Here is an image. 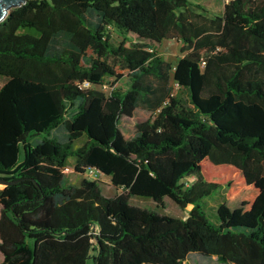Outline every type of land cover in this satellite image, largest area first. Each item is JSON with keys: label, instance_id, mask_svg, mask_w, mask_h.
<instances>
[{"label": "trees", "instance_id": "trees-1", "mask_svg": "<svg viewBox=\"0 0 264 264\" xmlns=\"http://www.w3.org/2000/svg\"><path fill=\"white\" fill-rule=\"evenodd\" d=\"M191 6L25 0L0 21L2 264H264V0L210 19ZM170 39L175 65L159 55ZM140 108L151 116L127 138L120 121ZM101 176L121 192L104 196ZM219 189L214 223L201 203ZM132 197L191 209L178 219Z\"/></svg>", "mask_w": 264, "mask_h": 264}, {"label": "rangeland", "instance_id": "rangeland-1", "mask_svg": "<svg viewBox=\"0 0 264 264\" xmlns=\"http://www.w3.org/2000/svg\"><path fill=\"white\" fill-rule=\"evenodd\" d=\"M192 6L191 11L194 13V15H201L204 17L203 19H210L214 17L215 15H219L221 11L223 10L224 5L226 4L227 0H190ZM199 8H198V7ZM91 21H94V17H90ZM194 18L196 21L197 18ZM115 41H119L120 38L117 37L116 34H114ZM181 49V43L178 40H165L164 45L162 46L161 50L159 51L160 57L165 60L168 63H171L172 65H175L177 59L179 57H182L183 54L180 53ZM123 78L120 79L117 86L119 88L127 89L129 85V77L128 72H122ZM153 79H151L152 81ZM156 83L154 80L152 81ZM3 84V80L0 78V87ZM177 86H173V93L177 92ZM151 116V113L140 108L135 111V114L133 118H122L120 121V129L125 137L132 138L135 134V125L138 122L145 121L149 119ZM54 137L60 140H64V132L63 130H58L54 132ZM84 142V139H80L75 143L76 146L82 145ZM20 162L23 160V152H20L19 157ZM69 164L67 165L68 168H70L71 172L68 174V181L71 184H77L79 182V178L73 173V166L74 162L73 160L68 161ZM8 178V175L6 174H0V179ZM92 179H97V175L93 176ZM99 184L102 188L103 195L106 197H114L116 194L121 192L120 190L114 188L109 178L101 176L99 178ZM5 184L0 182V190L4 189ZM224 194L225 189H219L215 192L214 195H212L210 198L205 199L203 203H201L210 218L212 222H216V210L218 206L223 202L224 200ZM130 205L134 207L144 208L147 210H150L152 212H155L159 215H166L178 219H184L188 216V213L191 209V206H188L187 208H180L177 206L172 200L169 198L163 199V206H157L155 202H153L149 198H141V197H132L130 199ZM184 264H221L217 261L216 257H206L201 256L196 253H190L187 256L186 261Z\"/></svg>", "mask_w": 264, "mask_h": 264}, {"label": "water", "instance_id": "water-1", "mask_svg": "<svg viewBox=\"0 0 264 264\" xmlns=\"http://www.w3.org/2000/svg\"><path fill=\"white\" fill-rule=\"evenodd\" d=\"M24 2L25 0H0V21L5 18L10 9L19 6ZM0 182L5 184V186L8 184V181L5 179H0Z\"/></svg>", "mask_w": 264, "mask_h": 264}, {"label": "built area", "instance_id": "built-area-1", "mask_svg": "<svg viewBox=\"0 0 264 264\" xmlns=\"http://www.w3.org/2000/svg\"><path fill=\"white\" fill-rule=\"evenodd\" d=\"M103 88H104V89H107V86H104ZM64 172H65V173H69V172H71V170H70V168L66 167V168L64 169ZM89 176L92 178L93 176H95V173H94L93 171H90V172H89ZM0 264H2V258H1V257H0Z\"/></svg>", "mask_w": 264, "mask_h": 264}, {"label": "crops", "instance_id": "crops-1", "mask_svg": "<svg viewBox=\"0 0 264 264\" xmlns=\"http://www.w3.org/2000/svg\"><path fill=\"white\" fill-rule=\"evenodd\" d=\"M170 40H175V39H170ZM163 45H164V42H163Z\"/></svg>", "mask_w": 264, "mask_h": 264}]
</instances>
